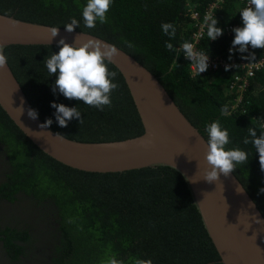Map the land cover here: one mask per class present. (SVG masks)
<instances>
[{
  "label": "trees",
  "instance_id": "1",
  "mask_svg": "<svg viewBox=\"0 0 264 264\" xmlns=\"http://www.w3.org/2000/svg\"><path fill=\"white\" fill-rule=\"evenodd\" d=\"M213 1L113 0L107 22L97 21L91 29L82 17L87 0H0V12L64 27L75 18L79 21L76 29L106 38L135 56L159 77L206 138V124L218 120L229 132L226 147L247 152V162L238 164L234 172L264 214V171L254 146L243 142L249 127L256 128L258 135L264 130V67L250 78L242 103L234 107L239 92L232 82L235 69L193 76L190 64L177 52L198 28L191 11H198L202 18ZM244 6L240 0L220 4L213 18L222 35L215 40L203 38L199 46L203 52L242 59L244 53L229 50L235 33L228 35L225 27L242 22L239 11ZM165 22L174 26V36L162 31ZM166 42L173 45L171 51ZM58 51L57 45L19 44L5 50L30 103L44 121L51 119L50 126L56 131L85 141L124 139L143 132L125 79L113 64L109 69L117 73L113 82L119 87L111 93V107L100 110L67 99L58 90L54 94L56 76H49L44 60ZM255 51L257 57L264 56V49ZM53 101L77 107L83 123L73 118L66 127L59 126ZM0 141L8 163L0 194L11 201L24 196L39 206L50 203L64 235L62 243L72 248L70 264H110L112 259L118 264H224L183 175L176 169L162 165L104 173L72 168L33 144L1 107ZM7 231L12 236L20 233L17 228L8 227ZM61 264H66L64 259Z\"/></svg>",
  "mask_w": 264,
  "mask_h": 264
},
{
  "label": "water",
  "instance_id": "2",
  "mask_svg": "<svg viewBox=\"0 0 264 264\" xmlns=\"http://www.w3.org/2000/svg\"><path fill=\"white\" fill-rule=\"evenodd\" d=\"M59 34L52 38L51 29ZM82 34V35H81ZM98 40L115 46L113 65L125 79L143 125L139 135L124 139L85 141L69 138L45 121L28 115L30 103L8 60L0 68V107L33 144L57 161L87 172H124L170 166L191 191L202 221L224 264H264V214L239 177L202 179L207 138L182 111L159 77L121 46L88 31L21 19L0 12V49L8 46L57 45ZM188 178V179H187ZM195 182H193V181Z\"/></svg>",
  "mask_w": 264,
  "mask_h": 264
},
{
  "label": "clouds",
  "instance_id": "3",
  "mask_svg": "<svg viewBox=\"0 0 264 264\" xmlns=\"http://www.w3.org/2000/svg\"><path fill=\"white\" fill-rule=\"evenodd\" d=\"M112 2L113 0H87L82 8L84 25L91 29L96 27L97 21L102 24L106 23V14ZM239 13L243 26L233 28L235 35L231 42L232 48L236 49L238 46V51L241 53L247 52L249 46L252 49H264V0H247L246 6L242 7ZM217 24L216 18H206L207 36L211 40L222 35V29ZM78 26L79 21L71 18V22L65 24V30L73 32ZM161 28L166 35L174 36L175 28L171 23H162ZM50 31L52 38L59 34L58 28H52ZM81 35H77L72 43L66 42V39L62 37L57 42L59 51L45 58L44 63L49 76L54 74L56 76L52 91L55 94L58 90L67 99L82 101L88 106L103 110L105 106L111 107V93L119 87L113 82L117 73L109 69L113 58L118 54V49L98 40L89 39L81 42L79 40ZM166 48L171 51L173 45L166 42ZM181 51L184 52L186 58L190 59L191 64L195 65L198 75L207 70L208 54L196 51L193 44L187 41L181 45ZM250 56L251 59L255 58L254 53ZM6 63L7 57L0 49V68H3ZM227 67L229 66H226V70ZM51 107L55 109L54 115L59 126L66 127L73 118H77L79 124L83 123V117L77 107H69L55 101L51 103ZM28 115L32 119H37L38 112L29 108ZM51 123L52 120L47 119L40 127L46 128ZM205 131L207 147L204 161L207 167L202 179L208 183H217L221 175L228 177L236 170L238 164L246 163L248 154L240 148L226 147L230 143L229 132L221 126L218 120L207 123ZM243 142L254 146L258 153L260 168L264 171V130L258 135L256 128L249 127L248 137H245ZM110 264H118V262L112 259ZM138 264H144V262L140 261Z\"/></svg>",
  "mask_w": 264,
  "mask_h": 264
},
{
  "label": "flooded vegetation",
  "instance_id": "4",
  "mask_svg": "<svg viewBox=\"0 0 264 264\" xmlns=\"http://www.w3.org/2000/svg\"><path fill=\"white\" fill-rule=\"evenodd\" d=\"M2 146L0 141V182L8 172ZM50 205L39 206L24 196L11 201L0 194V264H61L63 259L71 263L72 248L63 245L64 235ZM8 227L17 228L19 235L12 236Z\"/></svg>",
  "mask_w": 264,
  "mask_h": 264
},
{
  "label": "built area",
  "instance_id": "5",
  "mask_svg": "<svg viewBox=\"0 0 264 264\" xmlns=\"http://www.w3.org/2000/svg\"><path fill=\"white\" fill-rule=\"evenodd\" d=\"M223 1L224 0H215L212 3H210L207 11L202 16V18H201V14L198 11H196V10L191 11L192 18L198 21V23H197L198 28L196 31H194V33L192 35V39L188 42L193 44L194 49L196 51L202 52V53L207 55V53L203 52L199 47L203 38H205L207 36L206 18H213L215 16L216 9L220 6V4ZM240 1L245 3V5L247 4V0H240ZM242 26H243V22L230 23L225 27V32L228 35H233L234 34L233 28L242 27ZM220 37H221V35L218 38H220ZM228 48H229V50L232 49V51L238 50V46L236 49H233L232 45H230ZM177 52L180 56H183L185 61H187L190 64V69H191V73L193 76H201V75L205 74L207 71H214V70H218L220 68H226V66H229V67H227L228 69H235L236 73L234 74L232 82L234 85L239 86V90H238L239 92L237 93L238 97L236 98V101L234 103V107H237L242 103L243 96H244L243 92H245L246 87L249 84L250 78L256 74L257 70H260L261 68L264 67V56L257 57L255 49H252L251 46H249L248 51L244 52L242 59L239 61L234 59V58L231 60H228V59H225L221 56L212 57L208 54V56H209L208 68L205 72L198 75L196 73L195 65L191 64L190 59L186 58V56L184 55V52L181 51V45L178 46ZM252 53H254V55H255L254 59H251L250 54H252Z\"/></svg>",
  "mask_w": 264,
  "mask_h": 264
}]
</instances>
